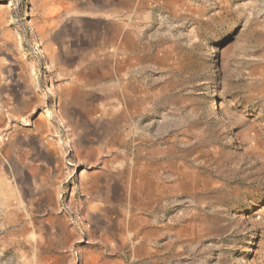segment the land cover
<instances>
[{
  "label": "rangeland",
  "instance_id": "1",
  "mask_svg": "<svg viewBox=\"0 0 264 264\" xmlns=\"http://www.w3.org/2000/svg\"><path fill=\"white\" fill-rule=\"evenodd\" d=\"M0 264H264V0H0Z\"/></svg>",
  "mask_w": 264,
  "mask_h": 264
}]
</instances>
